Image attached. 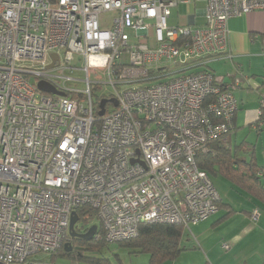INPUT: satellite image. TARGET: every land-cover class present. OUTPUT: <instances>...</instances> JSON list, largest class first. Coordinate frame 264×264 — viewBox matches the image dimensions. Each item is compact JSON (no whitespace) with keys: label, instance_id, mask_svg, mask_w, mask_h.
<instances>
[{"label":"built area","instance_id":"built-area-1","mask_svg":"<svg viewBox=\"0 0 264 264\" xmlns=\"http://www.w3.org/2000/svg\"><path fill=\"white\" fill-rule=\"evenodd\" d=\"M199 2L202 24H167L172 8ZM260 9L264 0H0V264H52L41 255L61 247L80 206L109 243L144 223L189 229L215 214L220 197L196 155L230 137L240 83L206 59L227 48L229 19ZM75 61L80 91L65 86ZM167 63L177 75L132 84L169 74ZM91 67L104 77L91 81ZM39 80L75 97L40 92ZM90 83L112 87L102 95L117 105L102 116Z\"/></svg>","mask_w":264,"mask_h":264},{"label":"crops","instance_id":"crops-1","mask_svg":"<svg viewBox=\"0 0 264 264\" xmlns=\"http://www.w3.org/2000/svg\"><path fill=\"white\" fill-rule=\"evenodd\" d=\"M197 4L202 16L203 3ZM227 27V48L208 57L205 68L223 76L225 82L226 77H241L234 90L238 109L230 135L242 132V139L231 147L230 136L229 146L241 145L242 157L253 150L257 163L264 166V107L259 109V100H264V9L232 17ZM222 190L218 211L189 225L191 235L181 238L184 250L162 264H264V205L247 195V203L233 204L224 198L226 192ZM254 212L258 213L256 220L251 218ZM223 244L229 245L227 250Z\"/></svg>","mask_w":264,"mask_h":264},{"label":"trees","instance_id":"trees-1","mask_svg":"<svg viewBox=\"0 0 264 264\" xmlns=\"http://www.w3.org/2000/svg\"><path fill=\"white\" fill-rule=\"evenodd\" d=\"M68 96L75 97L72 93H68ZM106 98L105 95L95 96L96 114L99 111L100 101ZM208 147L207 151H200L196 155L198 168L206 172L209 177L225 178L245 195L264 205V166L257 163L253 150L242 157L241 145L231 148L229 138L226 141L214 140ZM76 214L78 222L74 226L75 232L85 233L92 225H96L95 234L90 239L70 237L67 234L61 247L51 254L48 260L54 263L53 257L59 254L74 261L82 259L93 264H111L106 258L88 257L83 254L84 251H92L109 243L99 236L102 234L100 225H87L90 220L97 219L96 211L88 206H80L76 209ZM183 230L184 227L179 224L144 223L139 226L135 237L120 243H127L133 246L137 253L148 255L150 264H162L176 259L184 250L181 246Z\"/></svg>","mask_w":264,"mask_h":264},{"label":"rangeland","instance_id":"rangeland-1","mask_svg":"<svg viewBox=\"0 0 264 264\" xmlns=\"http://www.w3.org/2000/svg\"><path fill=\"white\" fill-rule=\"evenodd\" d=\"M201 9L200 4H179L178 6L171 9V14L167 19V24L171 26L179 25L183 26L188 24V18L191 15H194L196 17V22L198 24L203 23V18L201 15H199L198 11ZM112 17L111 13H104L100 16L101 22H106ZM126 54L122 55V61H126ZM230 64V62H227ZM75 69L70 72L67 71L65 73L66 76H69L73 78V80L65 82V86L69 90H83L86 88V83L84 82L86 78V73L82 69L84 63L81 61H75L72 63ZM168 64L169 74L166 72L161 73L160 75H163L159 79L154 80H147L144 82H133V85H149L154 84L156 82L160 81H166L169 78L177 75L173 70L170 63ZM88 77L91 81H98L96 78L104 77L102 72L95 68H89L88 69ZM219 77V76H218ZM223 77V76H221ZM224 78V77H223ZM238 80L241 79V77H237ZM225 80V79H224ZM233 79H229L226 77V82H231ZM103 81L102 79L100 80ZM92 88L95 87L93 83H90ZM112 91V87L110 85H104L100 84L97 86V88L94 89V92L97 96H101L102 93L105 95H108ZM260 101V100H259ZM111 105L107 104V108H109ZM259 109H260V102H259ZM236 133V132H235ZM232 133L230 135L231 137V147H233L235 144H238L240 140L242 139V132L239 133ZM244 152L242 151V154ZM214 188L216 189L217 193L221 195V189L222 191L226 192V195L224 198L229 200L233 204L242 205L247 203L246 196L243 192L229 184L224 178L220 176H213L210 178ZM80 224V223H79ZM78 224V225H79ZM92 224H98L99 221L95 218L90 220L87 225ZM183 233V237L186 239L188 235H191L189 232L190 230L188 228H185ZM85 256L88 257H95V258H106L109 260L111 264H150L149 257L145 253H137L135 248L127 243H120V242H114V243H106L101 245L98 249L92 250V251H84L83 253ZM42 258H48L50 259L51 255H41ZM54 264H93L87 260H69L68 258L63 257L62 255L56 254L54 257ZM52 263V262H51ZM53 264V263H52Z\"/></svg>","mask_w":264,"mask_h":264},{"label":"water","instance_id":"water-1","mask_svg":"<svg viewBox=\"0 0 264 264\" xmlns=\"http://www.w3.org/2000/svg\"><path fill=\"white\" fill-rule=\"evenodd\" d=\"M52 62L47 66L48 69L52 68L55 66V62L58 59V55L56 53H52L51 55ZM36 87L40 92L48 93V94H53V95H58V96H65V92L59 91L54 85H52L50 82L46 80H39L36 83ZM107 102H112L114 106L117 105V102L114 99H102L99 103V111L98 115L102 116L104 111H105V104ZM78 222V216L76 212H72L71 217H70V222H69V235L70 237H80L83 239H90L92 236L95 234L97 226L92 225L85 233H77L74 230L75 224ZM70 250V248L68 249Z\"/></svg>","mask_w":264,"mask_h":264},{"label":"bare ground","instance_id":"bare-ground-1","mask_svg":"<svg viewBox=\"0 0 264 264\" xmlns=\"http://www.w3.org/2000/svg\"><path fill=\"white\" fill-rule=\"evenodd\" d=\"M51 57V56H50ZM58 60V59H57ZM51 62H52V59H51ZM51 64V63H50ZM57 64V61L55 62V65ZM48 66V65H47ZM53 68V67H52ZM48 69V68H47ZM51 69V68H50ZM53 85V84H52ZM55 86V85H54ZM56 87V86H55ZM57 88V87H56ZM58 89V88H57ZM59 90V89H58ZM61 91V90H59ZM64 92V91H63ZM48 94V93H47ZM65 94H68L65 92ZM49 95H52V96H58V95H53V94H49ZM66 96V95H65ZM68 235H69V232H68ZM70 236V235H69Z\"/></svg>","mask_w":264,"mask_h":264}]
</instances>
